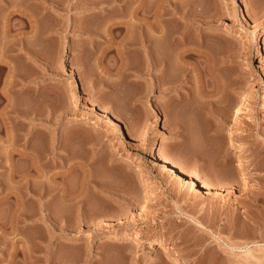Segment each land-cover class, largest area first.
<instances>
[{
  "label": "rangeland",
  "instance_id": "rangeland-1",
  "mask_svg": "<svg viewBox=\"0 0 264 264\" xmlns=\"http://www.w3.org/2000/svg\"><path fill=\"white\" fill-rule=\"evenodd\" d=\"M135 6L162 65L124 43ZM14 8L0 264H264V0H7L0 46Z\"/></svg>",
  "mask_w": 264,
  "mask_h": 264
},
{
  "label": "bare ground",
  "instance_id": "bare-ground-1",
  "mask_svg": "<svg viewBox=\"0 0 264 264\" xmlns=\"http://www.w3.org/2000/svg\"><path fill=\"white\" fill-rule=\"evenodd\" d=\"M6 2H4V1H0V4H2V5H4L5 7H7V0H5ZM36 1V3L38 2H40V0H35ZM45 1V0H44ZM55 1V0H54ZM95 1V0H94ZM139 1V0H138ZM9 2V1H8ZM141 2H142V0H141ZM254 2V1H253ZM57 3V2H56ZM256 3V2H255ZM9 4V3H8ZM54 4V3H53ZM127 4V3H126ZM134 4V3H133ZM138 4V3H137ZM137 6V5H136ZM135 6V8L133 9V13H132V11H130V9H125L124 10V13L126 14V15H128L127 17H129L128 19H124V21H122V22H120V27L124 30V43H125V45L126 44H128V45H130V44H132L133 45V43H135L134 45H138V46H134V47H136V48H138V50L139 49H143L144 50V55H145V57H144V59H145V63H147V65H151V66H155L156 67V65H162L163 64V62L161 61V58L160 57H157V55L155 56L154 54H155V52H154V54H153V42H155V45H156V47H157V45H158V43L156 44V42L158 41V39H157V41H155L156 40V32H151L152 30L154 31V29H156V28H160V25L162 24H160L158 21H157V19L155 18L156 17V14L154 15V16H152V18H143V19H141V17L139 18V17H136L135 16V13H139V11H138V9H139V7H136ZM124 7V6H123ZM41 8V7H40ZM129 8V7H128ZM159 8V7H158ZM8 9V8H7ZM124 9V8H123ZM141 9V8H140ZM139 9V10H140ZM10 10V9H9ZM129 10V11H128ZM161 10V9H160ZM7 11V10H6ZM41 11V10H40ZM157 12H158V10H157ZM169 12V11H168ZM15 14L16 13V15H19L20 17H23V16H25V17H27L26 16V13L24 14V11L23 10H21V9H16L15 10V8H14V11H10V12H8L7 14V17L4 19L5 21H4V23H3V26L2 27H4L5 28V34H7V36L5 37V38H7V40H5V42L3 43V46H0V70H3V69H5V68H9V64H8V61L6 60L5 61V58H4V60H3V58L1 57V55H2V53H4L6 50H9L10 48L12 49L13 48V44H12V42H11V34H9V31H10V25H9V22H8V18H9V16L11 15L12 16V14ZM38 13H39V11H38ZM155 13H156V11H155ZM167 13V12H166ZM13 14V15H14ZM152 14V13H151ZM159 14V13H158ZM158 14H157V16H158ZM34 15V14H33ZM32 15V16H33ZM125 15V16H126ZM31 16V17H32ZM37 17H36V21H37V19H38V22H39V17H41V16H38V15H36ZM30 18V17H29ZM33 20V19H32ZM160 21H161V19H160ZM3 22V21H2ZM35 22V21H34ZM36 24H37V22H35ZM34 23V24H35ZM119 23V22H118ZM36 24H35V26H36ZM41 24V23H40ZM160 24V25H159ZM164 24V23H163ZM34 26V25H33ZM40 26V25H39ZM32 28V27H31ZM38 29V28H37ZM162 29H164V28H162ZM19 30V32L17 33V34H19V36L21 37V39H22V41H23V38H22V36L24 35V33H25V31L23 30V28H21V29H18ZM32 30V29H31ZM33 30H34V28H33ZM38 31V30H37ZM27 32V31H26ZM166 32V31H165ZM34 33H35V30H34ZM164 33V32H163ZM159 34V33H158ZM166 34V33H165ZM164 34V35H165ZM169 34V36H170V33H168ZM168 34H167V36H166V39H168L167 37H169L168 36ZM182 34H180V38L178 39V42L181 44L182 42H181V40L183 39L182 38V36H181ZM25 36V35H24ZM19 37V38H20ZM159 37V39L161 40V38H160V36H158ZM121 39H122V37H121ZM169 40V39H168ZM163 41H164V39H163ZM166 41V40H165ZM177 41V40H176ZM120 42V41H119ZM169 42V41H168ZM19 43H20V41H19ZM121 43V42H120ZM24 44V43H23ZM161 44V43H160ZM167 44V43H166ZM21 45V44H20ZM124 45V46H125ZM175 45V44H174ZM176 45H177V43H176ZM179 45V44H178ZM22 46V45H21ZM159 46V45H158ZM168 46V45H167ZM23 47V46H22ZM133 47V48H134ZM173 47V46H172ZM119 48V47H118ZM163 48V47H162ZM170 48V47H169ZM168 48V49H169ZM124 49V48H123ZM171 49V48H170ZM162 50V49H161ZM180 50V49H179ZM192 50V49H191ZM158 51V50H157ZM165 51V50H164ZM193 51V50H192ZM184 52H186V50L184 51L183 50V55L185 54ZM157 53V52H156ZM179 53H182V52H179ZM143 54V53H142ZM160 55H158V56H161L162 57V55H161V52L159 53ZM186 54H187V52H186ZM185 54V55H186ZM177 55H178V53H177ZM182 55V54H181ZM181 55H180V57H181ZM189 55V54H188ZM4 56V55H3ZM179 56V55H178ZM163 58V57H162ZM179 58V57H178ZM182 59V58H181ZM162 60H166V58H163ZM165 62H168L167 60L166 61H164V63ZM162 63V64H161ZM169 63V62H168ZM146 65V66H147ZM164 66V69H166L165 67H167L168 65L167 64H164L163 65ZM148 67V66H147ZM162 70V69H161ZM1 72V71H0ZM10 76V75H9ZM9 76H7V75H5V77L3 78V81H5V85H6V83H7V85H8V82H10L11 83V81H9ZM73 77V76H72ZM75 77H73V79H74ZM77 79V78H76ZM3 84H4V82H3ZM9 86V85H8ZM80 83H79V81L78 80H76V82L75 83H70L69 85H68V88H70V89H78L79 90V88H80ZM6 87V86H5ZM6 89V88H5ZM3 91H4V89H3ZM89 110L90 111H92V112H96L97 111V108L94 106V104H92V103H90V105H89ZM239 107H238V109H235V111H234V115H233V117H236V116H239L238 114H239ZM75 121H78L77 119H75ZM234 128V126L231 124V129H233ZM239 151V153H240V150H238ZM157 157H158V160H160L161 162H162V164L164 165V166H166V167H169V168H173L174 170H178V171H180V172H182L184 175H187V176H189V177H191V179H193L192 178V173H190V171H188L187 169L185 170V168H182L181 166H179L178 164H176L175 162H172L171 160H169V158H165V157H160V156H158V155H156ZM11 168V167H10ZM10 171L12 172V170L10 169ZM19 175V174H18ZM21 175V174H20ZM25 176V175H24ZM16 177V176H15ZM19 177V176H18ZM25 179V178H24ZM19 180H20V178H19ZM29 180V179H28ZM22 181H23V179H22ZM22 181H20V182H22ZM25 181V183H27V181L26 180H24ZM17 182V181H16ZM202 184H201V188H204V190H205V192H206V194H208V193H211L212 192V190H211V188H210V186H214V184L212 183V182H210V181H207L206 182V184L204 183V182H201ZM20 185V184H19ZM21 185H23V183L21 184ZM23 189V188H22ZM27 189H28V187H27ZM28 190H30V189H28ZM13 191V190H12ZM15 191V190H14ZM18 191V190H17ZM21 191V190H20ZM26 192H27V190H25ZM16 192V191H15ZM23 192V191H22ZM30 192H31V190H30ZM30 192H28V193H30ZM25 193V192H24ZM27 193V194H28ZM14 194V193H13ZM19 195H20V193H19ZM16 196H18V195H16ZM29 196V195H28ZM21 198H22V196H20ZM20 197H19V199H20ZM37 198H38V196H37ZM36 199V198H35ZM17 200V199H16ZM22 200H24V199H22ZM21 200V201H22ZM18 201V200H17ZM21 205V204H20ZM11 227V226H10ZM15 227H17V226H15ZM15 227L13 228V229H15ZM2 229V228H1ZM12 228H10V230L12 231L13 230ZM17 229V228H16ZM15 229V230H16ZM9 230V229H8ZM9 230V231H10ZM18 230V229H17ZM5 231V230H4ZM6 232V231H5ZM18 232V231H17ZM21 232V231H20ZM0 233H1V230H0ZM2 233H4V232H2ZM13 233V232H12ZM11 234V233H10ZM114 237V236H113ZM128 238H133L134 239V241L138 244V245H141V244H143V241H142V239L139 237V235L136 233V232H130V234L127 236ZM112 239V237H106V240H111ZM147 244H146V247H147V251H151V250H153V249H155V246H154V243L153 242H151V241H148V242H146ZM159 243V242H158ZM28 247V246H27ZM30 248V247H29ZM158 249H160V250H162L163 249V246H162V244H159V246L157 247ZM27 250V249H26ZM30 251V250H29ZM24 252V251H23ZM31 257V256H30Z\"/></svg>",
  "mask_w": 264,
  "mask_h": 264
}]
</instances>
